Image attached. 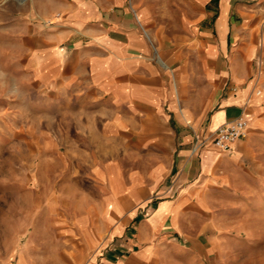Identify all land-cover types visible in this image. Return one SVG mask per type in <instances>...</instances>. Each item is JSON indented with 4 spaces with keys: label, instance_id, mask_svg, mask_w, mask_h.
<instances>
[{
    "label": "crops",
    "instance_id": "crops-1",
    "mask_svg": "<svg viewBox=\"0 0 264 264\" xmlns=\"http://www.w3.org/2000/svg\"><path fill=\"white\" fill-rule=\"evenodd\" d=\"M37 3L24 25L23 83L44 111L51 98L65 105L60 111L95 117L96 146L79 156L94 161L84 171L93 193L84 200L80 192L72 220L84 254L107 243L103 264H199L203 236L222 229L224 210L264 191V7L252 13L234 0ZM240 116L250 127L230 152L211 143L194 152L201 129L213 137ZM52 144L39 168L45 209L46 193L62 191V178L75 175L64 164L69 156ZM48 176L55 184L48 186ZM0 186L2 217L15 223L16 206L30 208V172L23 195L12 181ZM21 228L17 242L25 221Z\"/></svg>",
    "mask_w": 264,
    "mask_h": 264
},
{
    "label": "rangeland",
    "instance_id": "rangeland-1",
    "mask_svg": "<svg viewBox=\"0 0 264 264\" xmlns=\"http://www.w3.org/2000/svg\"><path fill=\"white\" fill-rule=\"evenodd\" d=\"M36 5L37 0H0V185L12 181L23 195L22 185L28 181V172L31 178L30 208L17 205L16 212L19 210L21 217L15 223L10 217H2L6 190L0 186V264H103L107 243L92 254H84L86 241L72 222L80 192L84 193V200L93 193L84 171L88 172L94 161L79 156L83 150L90 156V149L96 146L91 128L94 112L60 111L61 105H65L51 98L47 99L48 109L44 111L38 93L22 80L23 43L27 36L24 25ZM233 5L252 9L251 12L255 13L256 10L262 11L264 0H234ZM213 6L218 7L215 3ZM243 15L246 19V14ZM55 17L60 18V13ZM50 20L44 25H51ZM229 58L230 51L223 56L224 67H228ZM256 66L260 68L263 62L259 60ZM68 107H71L69 98ZM201 132L204 133L200 143L195 145V153L214 137L208 138L204 128ZM204 139L208 141L204 142ZM54 141L58 142L62 153L69 156L64 164L73 168L75 175L62 178V191L46 193L45 209V193L39 191L44 177L39 175V168L44 163L45 148L50 154ZM47 168H54L50 160ZM46 182L48 186L55 184L50 176ZM224 213L222 229L218 227L216 233L213 231L208 237L203 236L200 248L206 255L199 256V264H264V191L248 200L242 199L236 207L225 209ZM22 221H25V235L17 242L16 235L23 232ZM27 221L30 222L28 226ZM12 242H16L14 255H11ZM192 261L190 264H195Z\"/></svg>",
    "mask_w": 264,
    "mask_h": 264
},
{
    "label": "built area",
    "instance_id": "built-area-1",
    "mask_svg": "<svg viewBox=\"0 0 264 264\" xmlns=\"http://www.w3.org/2000/svg\"><path fill=\"white\" fill-rule=\"evenodd\" d=\"M249 127V120L245 116H240L235 121L220 127L210 143L221 152H230L233 145L247 135ZM207 144L202 145V147Z\"/></svg>",
    "mask_w": 264,
    "mask_h": 264
}]
</instances>
